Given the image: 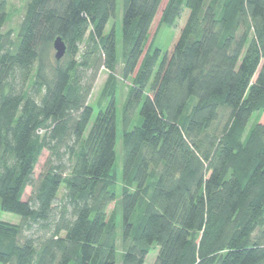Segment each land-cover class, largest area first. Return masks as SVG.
<instances>
[{
  "label": "trees",
  "instance_id": "obj_1",
  "mask_svg": "<svg viewBox=\"0 0 264 264\" xmlns=\"http://www.w3.org/2000/svg\"><path fill=\"white\" fill-rule=\"evenodd\" d=\"M161 2L121 0L118 49L116 0H26L14 37L0 0L1 264H264V0H167L164 52Z\"/></svg>",
  "mask_w": 264,
  "mask_h": 264
},
{
  "label": "rangeland",
  "instance_id": "obj_2",
  "mask_svg": "<svg viewBox=\"0 0 264 264\" xmlns=\"http://www.w3.org/2000/svg\"><path fill=\"white\" fill-rule=\"evenodd\" d=\"M6 3L7 7V23L4 27V32H10L12 36H16L17 34V28L18 25L23 17L24 14V7L26 0H4ZM167 0H162L157 13L152 21V24L149 28L148 32V41L147 45H150L152 47H158L160 50L163 52L165 51L168 43L170 42L172 35H173V29H168L164 27L160 23V16L161 12L166 4ZM116 13L113 19H111L106 27V32L110 28L115 29L116 33V40L118 44V49L120 48V38H121V0H116ZM55 51L52 49L51 51V58L53 59ZM120 69H121V63H119V66L117 67V70L115 72V103H116V115H117V130H116V165L113 170V174L116 176V183H115V192L117 196H119L120 189L122 187V182L120 180V159H119V145H120V139H121V131H122V126H121V110H122V105L124 102V98L127 94L128 89L130 88L132 84V77L128 79H121L120 77ZM108 78V73L107 71L101 69L97 79L93 85L92 92L90 94V97L88 99V104L93 108L94 110V115L97 113V110L99 109L100 106H104L107 102L106 99H103L102 97V91L105 85V82ZM92 118V119H93ZM252 122V121H251ZM135 121L133 122L134 126ZM131 128V127H130ZM48 154L46 152H43L42 156L39 158L38 163L36 164L33 172V177L36 179L42 168L43 165L47 159ZM30 188L27 187L24 191L23 200H27L30 195ZM112 211L116 212L117 219L119 217V211L116 203L111 204L108 207V214H110ZM0 223L8 225V226H17L20 224V219L19 217L3 212L0 209ZM119 228V225H118ZM118 251H120V243L118 242ZM157 254V248L156 246H152L151 250L149 251L148 255L145 258L144 264H154L155 258ZM1 264V263H0Z\"/></svg>",
  "mask_w": 264,
  "mask_h": 264
},
{
  "label": "water",
  "instance_id": "obj_3",
  "mask_svg": "<svg viewBox=\"0 0 264 264\" xmlns=\"http://www.w3.org/2000/svg\"><path fill=\"white\" fill-rule=\"evenodd\" d=\"M53 49L55 51V55H54V58L56 60H60L64 54H65V51H66V48H65V45L64 43L62 42L61 39L57 38L54 42H53Z\"/></svg>",
  "mask_w": 264,
  "mask_h": 264
}]
</instances>
